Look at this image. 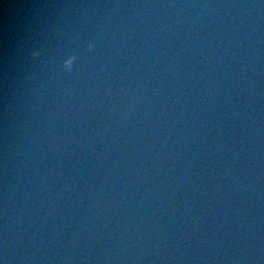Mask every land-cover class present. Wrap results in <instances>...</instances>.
Returning <instances> with one entry per match:
<instances>
[{
    "label": "water",
    "instance_id": "1",
    "mask_svg": "<svg viewBox=\"0 0 264 264\" xmlns=\"http://www.w3.org/2000/svg\"><path fill=\"white\" fill-rule=\"evenodd\" d=\"M0 264H264V0H0Z\"/></svg>",
    "mask_w": 264,
    "mask_h": 264
},
{
    "label": "clouds",
    "instance_id": "2",
    "mask_svg": "<svg viewBox=\"0 0 264 264\" xmlns=\"http://www.w3.org/2000/svg\"><path fill=\"white\" fill-rule=\"evenodd\" d=\"M91 47V46H90Z\"/></svg>",
    "mask_w": 264,
    "mask_h": 264
}]
</instances>
